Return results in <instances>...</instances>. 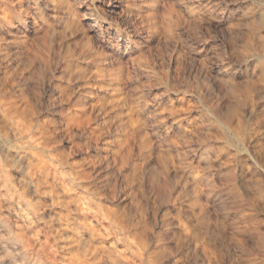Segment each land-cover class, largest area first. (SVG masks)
Returning a JSON list of instances; mask_svg holds the SVG:
<instances>
[{
    "label": "rangeland",
    "instance_id": "obj_1",
    "mask_svg": "<svg viewBox=\"0 0 264 264\" xmlns=\"http://www.w3.org/2000/svg\"><path fill=\"white\" fill-rule=\"evenodd\" d=\"M83 248L264 264V0H0V264Z\"/></svg>",
    "mask_w": 264,
    "mask_h": 264
},
{
    "label": "bare ground",
    "instance_id": "obj_2",
    "mask_svg": "<svg viewBox=\"0 0 264 264\" xmlns=\"http://www.w3.org/2000/svg\"><path fill=\"white\" fill-rule=\"evenodd\" d=\"M86 15V17H85V20H91L92 18H90V14H88V12H87V14H85ZM94 20V19H93ZM93 23V22H92ZM35 183V182H34ZM26 184V183H25ZM28 186V185H27ZM36 186V185H35ZM60 223V222H59ZM61 223H63L62 221H61ZM71 225V224H70ZM22 226H24V225H22ZM61 226V228H62V226H63V224L62 225H60ZM22 229H23V227H22ZM26 232V231H25ZM64 235V234H63ZM19 237V236H18ZM24 238V237H23ZM16 240V239H15ZM26 240V238L24 239V241ZM26 243H27V240H26ZM27 245V244H26ZM28 251V250H27ZM81 255H80V257L78 258V260H79V262L78 263H76V264H91L92 262H91V259L92 258H94V257H92V255H91V253H90V250H88V248L86 249V248H83L82 249V252L80 253ZM88 255H90L92 258H88ZM129 260V259H128ZM23 261V260H22ZM55 261H57V260H55ZM69 261V260H68ZM139 261V260H138ZM21 262V261H20ZM72 262V261H71ZM75 262H77V261H75ZM53 263V262H52ZM51 263V264H52ZM130 263H131V261H130ZM28 264V263H27ZM36 264H42V263H40V262H38V263H36ZM74 264V263H73Z\"/></svg>",
    "mask_w": 264,
    "mask_h": 264
}]
</instances>
